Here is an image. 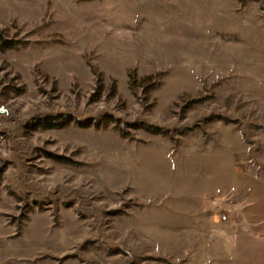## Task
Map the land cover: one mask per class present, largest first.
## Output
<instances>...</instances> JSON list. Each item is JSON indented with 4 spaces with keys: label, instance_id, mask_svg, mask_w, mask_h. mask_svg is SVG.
I'll use <instances>...</instances> for the list:
<instances>
[{
    "label": "rangeland",
    "instance_id": "1",
    "mask_svg": "<svg viewBox=\"0 0 264 264\" xmlns=\"http://www.w3.org/2000/svg\"><path fill=\"white\" fill-rule=\"evenodd\" d=\"M0 33V264H264V0H0Z\"/></svg>",
    "mask_w": 264,
    "mask_h": 264
},
{
    "label": "trees",
    "instance_id": "2",
    "mask_svg": "<svg viewBox=\"0 0 264 264\" xmlns=\"http://www.w3.org/2000/svg\"><path fill=\"white\" fill-rule=\"evenodd\" d=\"M17 43H19L17 40L6 38L2 33H0V49L1 50L14 48L17 46ZM70 117H72V116L71 115H65V114L60 115L58 118L59 122H57L56 118H53V117H49V116L42 117V118H40V122H39L40 125L39 126H43L45 128L58 127L60 125L65 124L70 119ZM91 123H92V120L89 119L83 125L89 126ZM135 127L143 128V129L148 130L152 133H166V131L164 129H162L161 127L151 125V124H147V123H138L135 125Z\"/></svg>",
    "mask_w": 264,
    "mask_h": 264
},
{
    "label": "built area",
    "instance_id": "3",
    "mask_svg": "<svg viewBox=\"0 0 264 264\" xmlns=\"http://www.w3.org/2000/svg\"><path fill=\"white\" fill-rule=\"evenodd\" d=\"M226 217H227V216H226V215H224V216H223V219H226Z\"/></svg>",
    "mask_w": 264,
    "mask_h": 264
}]
</instances>
